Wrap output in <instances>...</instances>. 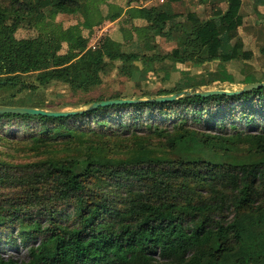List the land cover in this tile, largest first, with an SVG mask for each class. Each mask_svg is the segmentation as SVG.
<instances>
[{
    "label": "trees",
    "instance_id": "1",
    "mask_svg": "<svg viewBox=\"0 0 264 264\" xmlns=\"http://www.w3.org/2000/svg\"><path fill=\"white\" fill-rule=\"evenodd\" d=\"M113 1L0 0V105L80 109L213 90L206 64L234 82L223 64L259 55L243 51L241 37L246 28L264 37L256 0H197L183 13L160 9L158 0H128L131 20H121ZM208 2L227 6L201 17L196 11ZM83 5L99 25L118 21L120 37L103 35L90 46L96 37ZM248 8L263 17L250 22ZM51 13L72 23L57 24L64 30L55 34L19 35ZM55 40L68 52L54 50ZM29 50L39 52L34 67L21 59ZM164 61L172 71L192 63L197 72L140 95L106 85L116 69L152 88ZM254 81L246 75L242 83ZM62 91L79 98L46 97ZM7 243L27 246V257L0 253V264H264V87L58 117L0 113V249Z\"/></svg>",
    "mask_w": 264,
    "mask_h": 264
},
{
    "label": "rangeland",
    "instance_id": "2",
    "mask_svg": "<svg viewBox=\"0 0 264 264\" xmlns=\"http://www.w3.org/2000/svg\"><path fill=\"white\" fill-rule=\"evenodd\" d=\"M53 2H57V0H52ZM81 2H84L85 0H80ZM109 1H113V0H109ZM159 5H163L161 6V8H165V10L169 11V12H174V13H183V12H187L192 10L193 6L190 5L187 1L189 0H184L186 1V5L185 4H181L179 1L178 2H174L172 3L170 0H159ZM128 4V0H118L113 1V5H115L116 7L119 8H123V10L125 9V7H127L129 9V11H127L126 15H128L130 13V7L127 6ZM188 4V6H187ZM210 4V5H209ZM123 5V6H122ZM222 3L218 2L216 4H211L210 2L206 3L205 9H197L196 12H198V14L201 17H207L210 18L212 17L215 12L217 10H221L226 8L227 5H223L222 7ZM84 6L82 7V12L83 15L86 18L85 21V25H91L89 26L90 29H93L94 32L92 34L95 35L96 39L93 37L92 40L90 41V46L95 44V42L101 38V36L103 35H115L116 37H118V35H121L122 32H120L119 26L117 28V26H112L110 25V20H104L102 24H98V18L99 16H95L92 11L91 12H86L84 9ZM247 12H245L247 15V18L250 22H254L255 19L257 18H262V14L260 13H254L252 9L248 8L245 9ZM57 13H51L50 15H44L43 16V24L41 27H38L36 25V30L29 32L27 30L24 29H20L19 30V35L20 36H26V37H37L39 34H55L56 32H59L60 30H64L62 29V27L67 28L69 24H71V21H68L67 18H63L61 15L57 14ZM253 17L255 19H253ZM127 20H131L129 19V17L125 18ZM111 22H118V21H111ZM61 24L62 27H58V25ZM84 25V30L86 32L87 31V26ZM131 26V24H127V26ZM125 28V27H123ZM131 28H137L136 25H133ZM116 29V30H115ZM253 31L248 30L247 28L243 30L242 32V39L244 41V47H243V51L244 50H249V49H254L256 52L259 53L258 56L253 57L251 60H244L242 58L239 59H235V60H231L227 63H224L223 66L225 67V70H227V72L230 74L232 73L233 78L235 79L234 82H230V81H226V82H222L219 80V74L217 71H219L218 66L216 65L215 67L211 64H206L205 68H208L209 66H212L209 69H205L208 70L207 73H204L203 75H205L206 78H210V87H212L213 89H228V90H239L243 87L244 84L246 83H242L244 82V78L246 77V75H252L253 79L255 80L254 82H261L264 81V50L262 52H259L262 50L261 49H257L258 46H263L264 48V37L261 34H257L258 35V39L256 41L255 36H257L256 34L253 35L252 34ZM95 33V34H94ZM256 33V32H255ZM262 33L264 34V31H262ZM36 41V40H35ZM153 41H155V38H149L144 42V47L146 49H152L153 48ZM128 42V41H127ZM53 49L57 50V52L59 53H66L68 52V46L67 43H64L63 46L61 45V42H59L58 40H55L52 43ZM137 43H132L130 45L131 48H135L137 47ZM39 52L37 50H29L27 53H25L24 55L21 56V59L23 61V63L25 64H29L32 67H34V60L38 57ZM206 55V51L203 53L202 56ZM140 65H142V63H140L139 61H137ZM164 64H169L167 62H162L159 63L158 65H156V69H155V73L157 76V83L154 85V87L152 88H147L144 84L139 83L136 86H134L132 83L129 82V80L127 79L126 76H124L123 74L118 73V70L113 69L112 72H110V74L107 76L106 79V85L112 87V89H120L121 91H125L127 89V91H129L130 93H134L133 91H136L135 94L140 95L143 93V91L145 90H149L150 93H154L158 90V88L162 85H165L166 81L171 80V82L177 81L179 79L180 75H184V74H196V69L192 68L193 64L192 63H187V64H178V66L181 68L178 72L172 71L171 67H165L163 66ZM121 65L120 62H117L114 64V67ZM184 73V74H183ZM152 76V73L150 72L147 75V79ZM251 83V82H250ZM56 90H53L51 93L52 94H56ZM62 91V93L60 95H58L56 98H52L49 97L48 95H46L48 100H52L55 99L57 102H62V101H73V100H77L79 98L78 95H72L71 92H66ZM45 97V96H44ZM35 99V97H33ZM18 105H28V103H23V104H18ZM66 108H64V110H71V109H75V106L73 105H66L64 106ZM0 253L5 255V256H14L15 258H18L19 260H23L26 259L27 257V246L24 245H19V247H15L9 243L6 244L5 248L0 249Z\"/></svg>",
    "mask_w": 264,
    "mask_h": 264
},
{
    "label": "water",
    "instance_id": "3",
    "mask_svg": "<svg viewBox=\"0 0 264 264\" xmlns=\"http://www.w3.org/2000/svg\"><path fill=\"white\" fill-rule=\"evenodd\" d=\"M264 87V81L261 82H251L246 83L243 87L239 90H228V89H213V90H197V91H182L170 95H159L154 98H141V99H133V98H123V99H111V100H102L92 103L87 108H80V109H71V110H47L35 107H24V106H6L0 105V113H13V114H41L46 116H68L78 113H83L88 109L97 108L99 106H106L112 104H126V103H138L149 101L154 99V101H173L179 99L185 95H199V96H211V95H235L238 93H242L248 90L256 89Z\"/></svg>",
    "mask_w": 264,
    "mask_h": 264
},
{
    "label": "crops",
    "instance_id": "4",
    "mask_svg": "<svg viewBox=\"0 0 264 264\" xmlns=\"http://www.w3.org/2000/svg\"><path fill=\"white\" fill-rule=\"evenodd\" d=\"M257 1V3H259V4H263L260 8V12H261V10H264V0H256ZM117 2V1H116ZM159 0H158V6H159V8L160 9H163V8H161V6H163V5H159ZM190 5H195L196 4V2H197V0H189V1H187ZM223 4V3H222ZM185 5H186V3H185ZM210 5V4H209ZM224 5V4H223ZM223 5H222V7H223ZM123 6V5H122ZM187 6H188V4H187ZM194 7V6H193ZM165 9V8H164ZM193 10H196V9H193ZM127 11H129V9L127 8V7H125V9H124V12H123V15L121 16V20L125 17V18H127V17H129V14L128 15H126V13H127ZM260 12H257V13H260ZM260 14H262V17H263V11H262V13H260ZM130 19V18H129ZM258 20H259V18H257ZM116 22H111L110 21V25H112V26H116ZM129 24H131V26L130 27H132L133 26V24L130 22ZM116 30V29H115ZM112 35V34H111ZM241 35H242V33H241ZM113 37H115V38H118V37H120V35H118V37H116L115 35H112ZM242 37V36H241Z\"/></svg>",
    "mask_w": 264,
    "mask_h": 264
}]
</instances>
